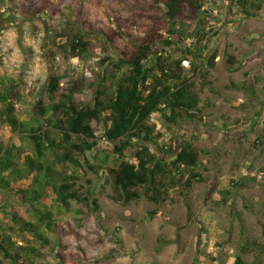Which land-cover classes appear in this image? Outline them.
I'll list each match as a JSON object with an SVG mask.
<instances>
[{
	"label": "trees",
	"instance_id": "1",
	"mask_svg": "<svg viewBox=\"0 0 264 264\" xmlns=\"http://www.w3.org/2000/svg\"><path fill=\"white\" fill-rule=\"evenodd\" d=\"M88 1L107 15L101 0ZM214 1L156 0L152 23L139 28L122 21L109 26L100 14L84 21L108 45V55L98 63L99 70H93L94 80L73 81L62 93V77L50 72L44 97L24 118L14 102L15 83L0 79V264H90L79 232L82 224L73 227L67 214L74 203H86L99 214L98 188L101 194L110 187V199L123 206L142 198L155 206L172 203L175 191L189 206L193 187L206 182L200 168L202 157L209 153L191 141H179L175 128L207 124L210 106L202 95L213 86L210 79L219 57L217 50L211 52L218 31L208 25L207 17L215 11ZM221 1L225 15L264 18V0ZM5 12L0 6V17ZM48 12L52 18L64 16L51 0H43L28 19L34 22ZM52 37L69 61L91 59L81 27L73 33L53 32ZM51 55L55 57V51ZM255 82H230L225 88L258 98L257 86H264V77ZM86 87L94 92L90 105L75 99ZM261 105L264 109V101ZM243 106L237 107L243 110ZM154 117L172 132L169 137L158 129ZM220 120L222 125L216 127L228 132L238 126L226 123L225 117ZM5 127L10 128V137ZM259 142L256 139L255 144ZM93 152L95 162L89 158ZM256 182L259 177L251 174L230 180L218 191L216 205L227 206L236 192ZM11 198L26 208L30 218ZM158 218L169 221L158 208L146 217ZM240 221L243 245L234 264H248L244 261L248 254H255V264H262L264 243L250 241L245 222ZM121 231L117 227L113 237L124 249ZM199 262L196 258L194 264Z\"/></svg>",
	"mask_w": 264,
	"mask_h": 264
},
{
	"label": "rangeland",
	"instance_id": "2",
	"mask_svg": "<svg viewBox=\"0 0 264 264\" xmlns=\"http://www.w3.org/2000/svg\"><path fill=\"white\" fill-rule=\"evenodd\" d=\"M42 1L5 0L0 5L6 11L5 17H0V79L15 83L14 102L21 118L44 97L50 72L62 77V93L67 92L73 81L84 77L82 81L89 84L94 80L93 70H99L98 63L108 55V45L105 39L88 30L84 21L100 14V19L109 26L114 21H122L139 28L152 23L158 7L156 0H101L107 12L102 15L88 0H51L64 16L52 18L48 12L30 22L28 16ZM213 6V15H207L208 25L218 35L211 44V52L217 50L219 57L210 79L213 86L202 95L210 106L207 124L188 123L175 128L179 141H191L196 148L209 153L202 157L200 168L206 182L193 187L189 206L178 191L173 193L172 203L155 206L142 198L123 206L110 199V187L101 194L97 189L102 207L99 214L86 203H74L67 219L73 227L82 224L79 232L90 264H194L196 258L200 259L198 264H234L243 245L240 218L245 222L250 241L264 243V173H259L264 169L261 105L264 86H257L258 98L225 88L230 82L256 83L255 79L264 77V18L225 15L221 0L214 1ZM76 27L82 28L90 43L88 62L69 61L55 47L58 41L52 37L53 32L73 33ZM120 44L124 46V42ZM54 51L55 57L51 55ZM87 87L76 95L77 103H92L94 92ZM239 105H244L243 110ZM222 117L229 125L238 122L235 130L228 132L216 127L222 125ZM153 122L167 137L172 134L157 117ZM4 129L6 137H10V128ZM256 139L262 142L255 144ZM94 155L95 152L90 153L89 158L95 162ZM102 158L100 154L98 159ZM249 174L258 176L260 182L236 192L227 206L216 205L219 190L230 180ZM11 200L24 217L30 218L17 199ZM156 208L169 221L147 220L148 212ZM117 227L122 228L124 249L113 237ZM68 242L75 244L72 238ZM160 243L162 249L157 251ZM244 261L255 264V254L244 256Z\"/></svg>",
	"mask_w": 264,
	"mask_h": 264
},
{
	"label": "built area",
	"instance_id": "3",
	"mask_svg": "<svg viewBox=\"0 0 264 264\" xmlns=\"http://www.w3.org/2000/svg\"><path fill=\"white\" fill-rule=\"evenodd\" d=\"M184 65H185L186 67H188V62H185Z\"/></svg>",
	"mask_w": 264,
	"mask_h": 264
}]
</instances>
